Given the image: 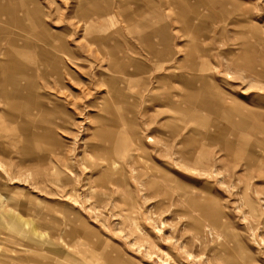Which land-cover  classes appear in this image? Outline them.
Returning a JSON list of instances; mask_svg holds the SVG:
<instances>
[{
    "label": "rangeland",
    "instance_id": "1",
    "mask_svg": "<svg viewBox=\"0 0 264 264\" xmlns=\"http://www.w3.org/2000/svg\"><path fill=\"white\" fill-rule=\"evenodd\" d=\"M1 1L0 264H264V0Z\"/></svg>",
    "mask_w": 264,
    "mask_h": 264
},
{
    "label": "bare ground",
    "instance_id": "2",
    "mask_svg": "<svg viewBox=\"0 0 264 264\" xmlns=\"http://www.w3.org/2000/svg\"><path fill=\"white\" fill-rule=\"evenodd\" d=\"M7 1V0H6ZM11 1V0H10ZM13 5V4H12ZM5 6L6 5H4V3L0 0V10H3V9H5ZM15 8V7H14ZM14 8H12V9H14ZM10 12H11V10H10ZM3 13H5V12H3ZM13 13V12H12ZM11 13V14H12ZM6 14V13H5ZM10 14V13H9ZM13 15V14H12ZM11 15V16H12ZM1 17V16H0ZM11 18V17H10ZM13 18V17H12ZM14 19V18H13ZM9 21H11V20H8V22H7V24L8 23H10ZM37 21V20H36ZM4 23V22H3ZM3 23H0V28L1 27H5V26H3ZM37 23V22H36ZM39 23V22H38ZM6 25V24H5ZM3 29V28H2ZM8 54H9V60L11 59V56H10V52H7ZM3 55V54H2ZM7 59V58H6ZM3 60V59H2ZM58 60V59H57ZM63 61V60H62ZM6 62V61H5ZM12 62V61H11ZM15 62V61H14ZM6 64V63H5ZM58 64V63H57ZM60 64V63H59ZM13 65V64H12ZM54 65V64H53ZM55 66V65H54ZM56 66H58V65H56ZM21 69H22V67H21ZM59 69H60V67H59ZM71 78V77H70ZM75 80V79H74ZM0 84L2 85V87H1V90L4 88L3 87V85H4V83H3V81L2 80H0ZM0 90V92H2ZM4 93H7V91H5ZM21 100V99H20ZM31 100V99H30ZM31 102V101H30ZM45 127V126H44ZM48 127V126H47ZM46 128V127H45ZM48 128H50V127H48ZM48 128H47V130L46 131H48ZM54 129V128H53ZM50 131V130H49ZM54 132V131H53ZM32 133V132H31ZM44 133H45V131H44ZM43 133V134H44ZM52 134V133H51ZM53 135V134H52ZM31 137H32V135H31ZM37 137V136H36ZM39 137V136H38ZM42 137V136H41ZM40 137V138H41ZM32 139H33V137H32ZM39 139V138H38ZM42 139H43V137H42ZM44 139H45V137H44ZM48 139H49V137H48ZM33 141V140H32ZM53 142V141H52ZM29 202V201H28ZM27 213V212H26ZM0 217H4V218H6V219H8L6 222L9 224V227H11L14 231H16V232H18V233H21L22 235H24V236H27V238L28 239H31V240H33V241H36V243L38 244V245H40V247L43 245V244H45L47 241H49V237H50V235L47 233V231H45V230H43V229H39L38 227L39 226H37L36 225V222H35V219H33V218H25V217H23L21 214H14L13 212H10V211H7V210H5V211H3L2 213H0ZM30 216H32V215H30ZM28 225L30 226V227H28ZM4 228H6L5 226H4ZM51 243H53V242H51ZM70 246V243H66V244H64V246H62V247H60V248H58V250H59V252H62V253H68V251L69 250H67V248L66 247H69ZM24 249V248H23ZM29 250L31 249L30 247L28 248ZM15 250V249H14ZM79 250V249H78ZM33 252V251H32ZM35 253V252H34ZM12 254H13V252H12ZM22 257V256H21ZM31 261V260H30ZM43 262V261H42ZM41 262V263H42ZM115 264H128V263H124V262H122V260H120L119 258H117V260L116 259H114V261H113ZM105 264H107V263H105Z\"/></svg>",
    "mask_w": 264,
    "mask_h": 264
},
{
    "label": "crops",
    "instance_id": "3",
    "mask_svg": "<svg viewBox=\"0 0 264 264\" xmlns=\"http://www.w3.org/2000/svg\"><path fill=\"white\" fill-rule=\"evenodd\" d=\"M18 5H23V6H25V7H27L28 8V2H27V0H22V1H19L18 3H17ZM29 7H30V4H29ZM32 9H34V12H35V9H37V8H33V7H31ZM35 14V13H34ZM34 17V19H33V23H32V27L34 28V30L35 29H37V27L41 24V22H40V18H39V16H33ZM37 20V21H36ZM37 22V23H36ZM39 22V23H38ZM45 29H47V27L42 23V33H41V36L42 37H45L46 35H47V32L45 31ZM10 33L12 34L11 35V38H10V45H11V47H10V56H11V59L9 60V57H8V59L7 60H4L3 62H1L0 64L1 65H3V67L1 68V71H3L4 69H6V73L7 72H9V74L11 75V73H14V74H16V75H21V74H24V73H26V70H27V65H26V63L25 62H23L20 58H19V52H20V46H16L17 44H16V40H15V38H14V36H13V31H12V29H11V31H10ZM1 34L3 35L4 34V32L3 31H1ZM41 50V49H40ZM41 52H43V49H42V51ZM44 54H45V57L47 58V62H46V64L49 66H52L51 67V69L53 70L55 67H53L54 65L56 66V65H58V66H60L61 65V63H60V57L59 56H52V57H50L51 55H53V54H50L49 53V49H45L44 50V52H43ZM58 59V60H57ZM6 61V62H5ZM12 61V62H11ZM15 61V62H14ZM6 63V64H5ZM58 63V64H57ZM60 63V64H59ZM13 64V65H12ZM54 64V65H53ZM58 66H57V68H58ZM21 67H22V69H21ZM58 69H54L53 71H57ZM46 71H48V70H46ZM59 71V70H58Z\"/></svg>",
    "mask_w": 264,
    "mask_h": 264
}]
</instances>
